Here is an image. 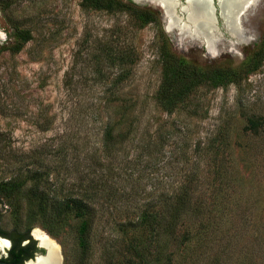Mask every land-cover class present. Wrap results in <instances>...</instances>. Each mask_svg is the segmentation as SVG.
<instances>
[{"label":"rangeland","instance_id":"1","mask_svg":"<svg viewBox=\"0 0 264 264\" xmlns=\"http://www.w3.org/2000/svg\"><path fill=\"white\" fill-rule=\"evenodd\" d=\"M114 1L125 5L0 0V225L41 230L62 264H264V55L251 60L264 41V0L229 50L167 32L156 4ZM127 6L152 19L138 26ZM209 6L224 32L217 0ZM165 48L197 74L221 69V80L205 77L162 106ZM187 181L218 222L201 240L178 236L160 258L141 260L139 212ZM83 193L93 215L82 243L80 217L64 204ZM192 218L180 235L198 229Z\"/></svg>","mask_w":264,"mask_h":264},{"label":"trees","instance_id":"2","mask_svg":"<svg viewBox=\"0 0 264 264\" xmlns=\"http://www.w3.org/2000/svg\"><path fill=\"white\" fill-rule=\"evenodd\" d=\"M88 7L100 9V8H114L115 5H125L114 0H84ZM128 7V6H127ZM129 8V7H128ZM109 9V10H110ZM132 12H136L138 26H143L146 22L152 19L148 10H139L135 7H130ZM23 39L30 37V32L25 30ZM257 54H253L251 60L255 56L260 59L264 55V41L258 48ZM163 62H162V84H161V104L162 106L171 109L177 104L181 103L186 96H180L185 94L191 89L197 87L206 77L210 81L212 86L219 83L223 71L221 69L212 73L202 72L197 74L190 70L188 65L185 66L184 61L175 56V53L170 49H163ZM255 67V65H253ZM258 121L254 118H248L247 128L253 133L257 132L255 128ZM102 143L107 150H112L111 143L114 130L112 126L106 125L103 131ZM191 183L186 182L185 186L175 196L170 198H162L159 201V206H146L138 214V222L142 228L141 238L132 239L135 245V251H142L140 259L148 262L154 256V258H160L165 252V247L169 242L173 243L178 236L183 238L182 242L187 241L191 243L194 239L201 240L204 236L208 235V231H211L210 226L218 222V216L214 213H204L197 205L198 200H192L191 196ZM91 200H93L91 196ZM90 196L87 193H83L77 197L68 198L64 205H74L75 214L80 217L81 226L79 230V240L83 243V239L86 238V233L92 222V211ZM59 213H57L58 216ZM205 215V218L202 216ZM193 217V218H192ZM53 218V216H51ZM65 218V217H64ZM198 219L200 221L199 227L196 230L186 229L184 234L180 235V228H187V223L190 219ZM66 219V218H65ZM183 226V227H182ZM187 233V235H186ZM165 242H168L167 244ZM139 247L137 250L136 247ZM132 264L131 261H128Z\"/></svg>","mask_w":264,"mask_h":264},{"label":"bare ground","instance_id":"3","mask_svg":"<svg viewBox=\"0 0 264 264\" xmlns=\"http://www.w3.org/2000/svg\"><path fill=\"white\" fill-rule=\"evenodd\" d=\"M134 1L158 5L162 9L165 30L167 32L173 33L176 31L180 37L188 36L196 39L207 50L216 44L222 49L229 50L233 44L240 41V37L244 34L241 18L258 2V0H217L222 30L224 29V32L229 34L231 38H235V41L233 40V42L225 44V41L221 37L224 32H221V27H218L213 20L212 11L209 6L211 0H186V4H178L176 0ZM1 39L2 35L0 33ZM34 234L38 237L40 244L47 248L48 252L46 256H37L36 260L29 264H57L59 245L39 229H36Z\"/></svg>","mask_w":264,"mask_h":264},{"label":"flooded vegetation","instance_id":"4","mask_svg":"<svg viewBox=\"0 0 264 264\" xmlns=\"http://www.w3.org/2000/svg\"><path fill=\"white\" fill-rule=\"evenodd\" d=\"M176 1L178 4H186V0ZM34 231L6 229L0 225V264H29L34 262L37 256L45 254L44 246L40 244Z\"/></svg>","mask_w":264,"mask_h":264},{"label":"water","instance_id":"5","mask_svg":"<svg viewBox=\"0 0 264 264\" xmlns=\"http://www.w3.org/2000/svg\"><path fill=\"white\" fill-rule=\"evenodd\" d=\"M44 249H45V254H41L40 256H46L47 255L48 250L45 247H44ZM58 255L59 256H58V262H57V264H62L63 257H62V253H61V250L60 249L58 250Z\"/></svg>","mask_w":264,"mask_h":264}]
</instances>
